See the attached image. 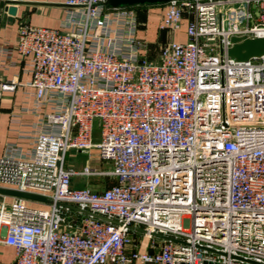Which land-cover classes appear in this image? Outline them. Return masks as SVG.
Listing matches in <instances>:
<instances>
[{
    "label": "built area",
    "instance_id": "built-area-1",
    "mask_svg": "<svg viewBox=\"0 0 264 264\" xmlns=\"http://www.w3.org/2000/svg\"><path fill=\"white\" fill-rule=\"evenodd\" d=\"M108 1L64 0L59 29L23 24L0 49L28 61L35 118L30 148L0 156V187L47 201L0 204L13 264H264V56L227 55L264 38V0L170 1L158 31L186 21L187 41L155 61L134 8ZM92 149L110 172L65 165ZM104 175L102 191L72 185Z\"/></svg>",
    "mask_w": 264,
    "mask_h": 264
},
{
    "label": "crops",
    "instance_id": "crops-1",
    "mask_svg": "<svg viewBox=\"0 0 264 264\" xmlns=\"http://www.w3.org/2000/svg\"><path fill=\"white\" fill-rule=\"evenodd\" d=\"M63 2L64 0H0V49L14 47L18 29L23 24L59 29L67 10ZM145 8L147 11L145 26L138 34V38L147 44L146 52L143 53L145 56L148 58L155 56L157 59L156 46L167 41L180 43L187 41L186 21L182 22L179 31L161 34L158 31V24L162 18V15L157 14L159 6ZM27 64L28 61L20 59L16 53H13L9 60L0 55V82L13 80L18 84L15 92L0 90V156L9 144L16 145L24 151L30 148V140L27 137L35 118L23 112L26 106L25 92L30 91V88L26 87L30 81ZM72 185L74 188L92 186L89 179L83 178H73ZM11 200L0 195V204L10 203ZM13 262L14 250L6 246L0 238V264Z\"/></svg>",
    "mask_w": 264,
    "mask_h": 264
},
{
    "label": "water",
    "instance_id": "water-1",
    "mask_svg": "<svg viewBox=\"0 0 264 264\" xmlns=\"http://www.w3.org/2000/svg\"><path fill=\"white\" fill-rule=\"evenodd\" d=\"M173 0H109L108 4L112 8H123V7H133V6H142V5H151L159 6L165 5ZM233 46L228 49L227 55L229 58L238 61L246 62L250 59L260 58L264 56V38L257 39H247V38H232L231 39ZM0 195L21 199L26 201L33 202H42L46 203L47 201L40 196L23 193L11 189L0 188ZM100 218V217H97ZM159 238H165L159 235H155ZM167 240H172L170 238H165Z\"/></svg>",
    "mask_w": 264,
    "mask_h": 264
},
{
    "label": "rangeland",
    "instance_id": "rangeland-1",
    "mask_svg": "<svg viewBox=\"0 0 264 264\" xmlns=\"http://www.w3.org/2000/svg\"><path fill=\"white\" fill-rule=\"evenodd\" d=\"M145 7H150L149 5H143ZM134 8L135 14L138 18V21L140 23V27H139V32L141 29H144V22H145V17L147 14L146 8ZM159 10H157V14L159 16L163 15L164 12V5L163 6H159V8H157ZM162 17V16H161ZM153 21L151 20V23ZM161 22V20H160ZM159 22V24H160ZM158 24V27H159ZM138 32V34H139ZM169 42V41H167ZM145 43V42H144ZM147 46V44H146ZM160 45L156 46L157 51ZM151 61H155L156 57H151L148 58ZM100 124L98 121L95 122L94 124V142L99 141L100 139ZM65 165L68 167L73 168L74 170H80L82 169L84 166H91L93 168H95L98 171L104 172V173H108L111 170V166L108 163H102L99 161V159L97 158V154L96 151L94 149L90 150L89 153H81L78 151H71L68 152L66 154V158H65ZM90 181V184H92V186H87L90 189L93 190H98V191H102L106 188H108L109 186H111L114 183V179L110 176V175H104V176H100V177H95V178H88Z\"/></svg>",
    "mask_w": 264,
    "mask_h": 264
},
{
    "label": "trees",
    "instance_id": "trees-1",
    "mask_svg": "<svg viewBox=\"0 0 264 264\" xmlns=\"http://www.w3.org/2000/svg\"><path fill=\"white\" fill-rule=\"evenodd\" d=\"M159 6H163V5H159ZM145 6H133V8H144Z\"/></svg>",
    "mask_w": 264,
    "mask_h": 264
}]
</instances>
